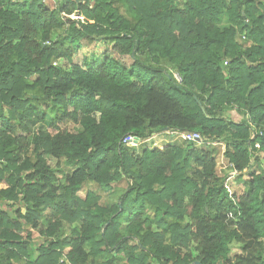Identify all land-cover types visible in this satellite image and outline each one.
<instances>
[{"label":"trees","instance_id":"trees-1","mask_svg":"<svg viewBox=\"0 0 264 264\" xmlns=\"http://www.w3.org/2000/svg\"><path fill=\"white\" fill-rule=\"evenodd\" d=\"M96 42L131 64H76ZM165 130L178 138L143 145ZM35 230L56 242L32 260ZM195 262L264 264V0H0V264Z\"/></svg>","mask_w":264,"mask_h":264},{"label":"rangeland","instance_id":"rangeland-1","mask_svg":"<svg viewBox=\"0 0 264 264\" xmlns=\"http://www.w3.org/2000/svg\"><path fill=\"white\" fill-rule=\"evenodd\" d=\"M44 5L47 7H55L58 4V0H43ZM121 13L126 16L130 17L132 14L129 12L128 8L126 5L121 7ZM73 19L77 18V16H72ZM81 20H84L83 17H80ZM92 23V22H91ZM110 57V58H115L117 61H119L123 66L128 67L131 64V60L129 56H119L115 53H112L108 48L105 47V45L102 42H96L92 45H87L83 46L82 49L75 55L74 57V62L79 65H84L85 62H90V61H95L98 64H103L105 60ZM57 65L68 68V64L65 61H58ZM174 75L178 74L177 72H173ZM98 118V117H97ZM63 129V128H61ZM69 131H75L76 130V125L74 124H69L66 128ZM42 130L44 132H56L58 129L54 128L52 124H50V120L43 125ZM175 134L169 133L166 130L154 134L151 139L147 142H144L143 145L145 144L147 148L153 149V148H160L162 146H165L167 144L173 143L172 139L173 138H178L174 137ZM179 141H176L174 143H177ZM195 146L200 149H208V150H213L214 151V158L217 162V172L220 173L223 170H227L225 166H227V162L223 158V148L222 146L218 145H205L203 142H195ZM49 164L52 167H55L57 162L59 161V170H58V176L61 179H64L65 175L70 172L71 170L75 169V166H69L65 163L63 159L60 160H55L51 158H47ZM226 185L230 192L233 194L240 195L242 192V186L241 185H235L233 182V178L230 177L228 181L226 182ZM125 183H122L119 185L118 190H123L125 189ZM85 188L88 189L86 186ZM238 253V248L233 247L231 250V255Z\"/></svg>","mask_w":264,"mask_h":264},{"label":"crops","instance_id":"crops-1","mask_svg":"<svg viewBox=\"0 0 264 264\" xmlns=\"http://www.w3.org/2000/svg\"><path fill=\"white\" fill-rule=\"evenodd\" d=\"M119 191L121 190H117L112 196H107V193H101V195L103 196V200H104V203L106 205H109V204H112L114 203L116 200H117V197L119 196ZM87 193V190L86 189H81L80 191H78L76 193V197L79 198V199H84L85 198V195ZM100 194V193H99ZM77 217V214H67V218L70 219L71 221H74V219ZM53 218V216L51 215V213L49 212V210H46L42 213V217H41V221H40V230L42 232L46 231L47 228H49V221ZM61 217L55 215L54 216V220L57 222V221H61ZM79 223L80 221L78 222H74L72 223L71 225H69V223H65L63 222V229H62V234H58V238L61 237L59 239V242L62 243V241L65 239V240H69V236H71L74 231L76 230V228L79 226ZM60 233V232H59ZM32 240L35 242V251L34 253H32V260H35L36 257L38 256V253H36V250L39 248V247H44V246H47L51 243H55L56 241H54V238L53 237H49V238H46L44 237L43 235H40L38 233V230H35V231H32ZM64 247V248H63ZM62 248L60 249H56L58 253H61V259L59 262H62V261H66V255L67 253L69 252L70 250V247L68 246V244H64Z\"/></svg>","mask_w":264,"mask_h":264},{"label":"built area","instance_id":"built-area-1","mask_svg":"<svg viewBox=\"0 0 264 264\" xmlns=\"http://www.w3.org/2000/svg\"><path fill=\"white\" fill-rule=\"evenodd\" d=\"M174 79L179 83H181L182 81L181 77L178 74L174 75ZM179 135L186 142H202V138L198 133H180ZM123 144L129 147H135L139 144V139L135 136L130 135L123 139ZM225 168H232V166L227 163V166H225ZM236 174L237 173L235 171L232 172V175Z\"/></svg>","mask_w":264,"mask_h":264},{"label":"water","instance_id":"water-1","mask_svg":"<svg viewBox=\"0 0 264 264\" xmlns=\"http://www.w3.org/2000/svg\"><path fill=\"white\" fill-rule=\"evenodd\" d=\"M167 131V130H166ZM193 264H200L199 262H195V263H193Z\"/></svg>","mask_w":264,"mask_h":264}]
</instances>
